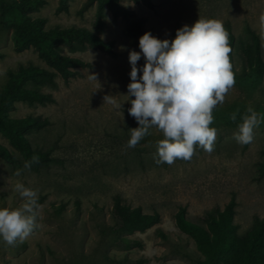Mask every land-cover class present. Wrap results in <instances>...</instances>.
<instances>
[{
  "label": "rangeland",
  "instance_id": "1",
  "mask_svg": "<svg viewBox=\"0 0 264 264\" xmlns=\"http://www.w3.org/2000/svg\"><path fill=\"white\" fill-rule=\"evenodd\" d=\"M65 1L68 11L56 13ZM154 8L141 2L124 0L133 10L129 19H114L106 9L105 29L101 36L115 43L116 56L94 48L72 53L91 63L80 69V76L65 81L57 77L55 87L42 90L53 94L55 102L35 105L18 102L14 117L42 116L51 124L29 135L32 145L52 150L53 161L40 172L14 165L0 158V206L19 207L23 200L15 190L17 183L37 190L39 210L33 233L23 242L7 245L0 240V264H118L112 259H146L144 264H197L200 252L195 241L176 225V213L187 209L188 219L205 224L211 212L223 209L235 197L234 222L244 235L254 218H264V177L259 165L264 162V122L254 129V139L247 148L237 143L234 134L249 107L264 115V77L262 89L248 92L234 84L213 111L217 137L209 153L196 146L188 160L158 164L157 142L163 133L151 129V135L134 148L127 147L130 129L138 127L129 115L132 106L128 93L131 82L129 53L140 51L137 38L128 31L143 19L144 29L161 40L170 39L176 28L193 25L199 18H214L231 25L236 36L235 62L243 65L241 46L249 40L247 29L261 38L264 57V0H153ZM97 4L88 0H47L32 12L45 17L47 28L86 27L94 30ZM0 89L8 72L33 63L49 68L34 47L22 52L14 49L13 30L0 25ZM145 63L142 57L138 66ZM95 75L97 80L91 79ZM142 75V73H140ZM107 95L123 103L120 110L105 103ZM135 97H131L134 99ZM105 103V104H104ZM236 113L237 119L231 116ZM0 142L8 144L1 136ZM20 170V175H16ZM141 206L145 212L161 213L159 224L130 235L141 246L125 249L114 245L101 232L105 225H115L112 215L114 198ZM79 202V208H78ZM65 205L61 214L54 205ZM163 232L166 237L159 234Z\"/></svg>",
  "mask_w": 264,
  "mask_h": 264
},
{
  "label": "trees",
  "instance_id": "2",
  "mask_svg": "<svg viewBox=\"0 0 264 264\" xmlns=\"http://www.w3.org/2000/svg\"><path fill=\"white\" fill-rule=\"evenodd\" d=\"M134 1L154 8L153 0ZM91 3L97 4L94 30L78 26L47 28L45 17H34L31 14L45 6L47 0H0V25L4 29L13 30L15 51L22 52L34 47L39 58L49 66L45 68L30 63L21 65L17 70H10L7 82L0 89V134L8 141V144L0 142V158L6 162L22 166L36 156L37 162L31 163L29 169L40 172L53 161L52 150L34 147L29 137L33 132L46 129L51 121L42 116L14 117L11 111L16 108L18 102L30 106L54 103L53 94L44 92L42 88L55 87L58 76L65 81L76 78L81 74L80 69L91 66L90 62L81 57L65 54V46L72 53L94 48L112 56L117 55L115 43L101 36L106 26V9L112 12L115 20L120 16L129 19L134 15L133 10L124 3V0H88V4ZM63 10L68 11L65 1L61 2L56 13ZM143 25L144 20L140 19L128 29L137 38L138 45L139 38L148 32ZM178 29L174 30L169 40L175 38ZM226 30L232 48L230 58L235 73V84L248 92L261 90L264 57L260 35L250 27L247 29L249 40L241 46L243 65L237 67L236 36L230 24H227ZM4 57L5 54L0 52V60ZM248 146L249 144L245 145V148ZM259 177H264V162L259 165ZM42 200L43 198L38 201ZM236 206V199L232 197L223 209L209 213L205 218V224L188 219L185 206L179 208L176 213V225L194 239L201 254L197 264H264V218L256 216L251 228L241 235L239 226L234 222ZM54 207L55 211L61 214L65 205ZM112 215L116 219V224L105 225L101 232L114 245L125 249L141 246L138 239L130 237L131 234L146 231L162 220L160 212H145L141 206L134 207L124 203L120 195L114 198ZM159 234L166 237L163 232ZM112 260L118 264L146 262L144 258L134 260L128 257Z\"/></svg>",
  "mask_w": 264,
  "mask_h": 264
},
{
  "label": "clouds",
  "instance_id": "3",
  "mask_svg": "<svg viewBox=\"0 0 264 264\" xmlns=\"http://www.w3.org/2000/svg\"><path fill=\"white\" fill-rule=\"evenodd\" d=\"M260 21L264 25V14ZM139 48L129 53L131 82L125 95L132 105L128 113L139 126L129 130L127 147H136L155 128L164 137L157 142L158 164L188 161L196 146L211 153L218 131L211 126L213 111L235 84L232 48L223 22L199 18L193 25L178 29L171 40H161L149 31L139 38ZM142 57L145 63L138 66ZM90 78L97 80L94 74ZM104 100L114 110L122 108L116 96L107 95ZM231 119H237L236 113ZM241 120L234 139L247 145L254 139V129L264 122V115L249 107ZM37 160L33 156L24 167L30 168ZM15 190L23 203L16 208L0 206V240L7 245L23 242L39 226L37 190L23 183H17Z\"/></svg>",
  "mask_w": 264,
  "mask_h": 264
}]
</instances>
